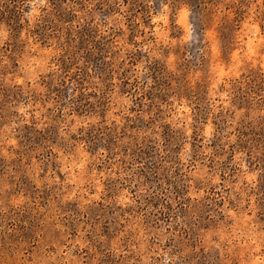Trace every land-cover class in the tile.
Masks as SVG:
<instances>
[{
	"label": "rangeland",
	"instance_id": "obj_1",
	"mask_svg": "<svg viewBox=\"0 0 264 264\" xmlns=\"http://www.w3.org/2000/svg\"><path fill=\"white\" fill-rule=\"evenodd\" d=\"M0 264H264V0H0Z\"/></svg>",
	"mask_w": 264,
	"mask_h": 264
}]
</instances>
